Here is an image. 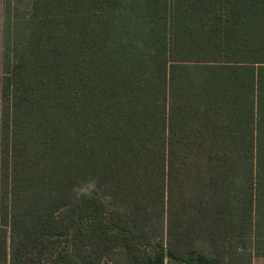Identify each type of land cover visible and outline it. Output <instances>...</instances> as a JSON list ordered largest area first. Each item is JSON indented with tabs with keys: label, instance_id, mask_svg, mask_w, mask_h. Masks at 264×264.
Masks as SVG:
<instances>
[{
	"label": "trees",
	"instance_id": "1",
	"mask_svg": "<svg viewBox=\"0 0 264 264\" xmlns=\"http://www.w3.org/2000/svg\"><path fill=\"white\" fill-rule=\"evenodd\" d=\"M22 2L0 76L9 264L61 242L53 264L264 258V15L224 0ZM152 240L165 253L143 255Z\"/></svg>",
	"mask_w": 264,
	"mask_h": 264
},
{
	"label": "rangeland",
	"instance_id": "2",
	"mask_svg": "<svg viewBox=\"0 0 264 264\" xmlns=\"http://www.w3.org/2000/svg\"><path fill=\"white\" fill-rule=\"evenodd\" d=\"M229 1L232 6L229 7L230 11L233 13L241 12V13H251V14H257V15H264V0H224ZM13 0H0V76H1V63H2V38H3V31H4V25H5V19L7 17H12V12L14 11L13 7ZM12 9V10H11ZM15 11L19 12L20 14L22 12L30 11V0H23V2L19 5L15 3ZM11 12V15L9 16V13ZM263 22H259L258 25H262ZM0 108H1V98H0ZM94 185L89 184L86 186H83L81 189H79V194H88L93 189ZM165 232V230H164ZM165 234V233H164ZM4 239V240H2ZM9 240H10V232L9 229L3 230L0 225V264H9ZM165 241V237L163 238ZM158 242L156 240H152L149 245H145L143 243L140 244L141 249L144 251L142 252L143 255H156L165 253V248H159ZM5 245V247H4ZM63 247H66L64 242L59 243L57 246H55L56 251H54V254L50 256V254L45 255V258L42 260V263L40 264H53L52 262L55 261V256L57 254V251L62 250ZM117 250L120 251L118 248ZM116 250V251H117ZM179 264L176 263V261H173L169 258L165 259V264ZM103 264H125V258H123L120 255H109L103 259ZM252 264H264V258L254 256L252 258Z\"/></svg>",
	"mask_w": 264,
	"mask_h": 264
},
{
	"label": "crops",
	"instance_id": "3",
	"mask_svg": "<svg viewBox=\"0 0 264 264\" xmlns=\"http://www.w3.org/2000/svg\"><path fill=\"white\" fill-rule=\"evenodd\" d=\"M1 46V45H0ZM0 97H1V94H0Z\"/></svg>",
	"mask_w": 264,
	"mask_h": 264
}]
</instances>
